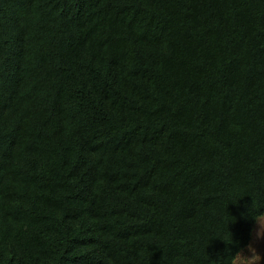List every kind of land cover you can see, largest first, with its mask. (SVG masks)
I'll return each mask as SVG.
<instances>
[{
  "label": "trees",
  "instance_id": "16d2710c",
  "mask_svg": "<svg viewBox=\"0 0 264 264\" xmlns=\"http://www.w3.org/2000/svg\"><path fill=\"white\" fill-rule=\"evenodd\" d=\"M254 212L264 0H0V264H220Z\"/></svg>",
  "mask_w": 264,
  "mask_h": 264
},
{
  "label": "clouds",
  "instance_id": "9594fccd",
  "mask_svg": "<svg viewBox=\"0 0 264 264\" xmlns=\"http://www.w3.org/2000/svg\"><path fill=\"white\" fill-rule=\"evenodd\" d=\"M252 215L253 220L257 225L256 229V237H264V214L262 213H250ZM229 243H232L230 240ZM247 253L243 250L237 251L234 255L231 254L230 249L228 251V255L223 256L220 261V264H259L261 261V256L257 253L256 249L252 247L251 244L247 245Z\"/></svg>",
  "mask_w": 264,
  "mask_h": 264
},
{
  "label": "rangeland",
  "instance_id": "374dc122",
  "mask_svg": "<svg viewBox=\"0 0 264 264\" xmlns=\"http://www.w3.org/2000/svg\"><path fill=\"white\" fill-rule=\"evenodd\" d=\"M256 229H257V225L255 223L252 229L250 244L252 245V247L256 249L257 253L261 256V261L259 262V264H264V237L257 238L255 235ZM243 251L246 254H250L247 253V247Z\"/></svg>",
  "mask_w": 264,
  "mask_h": 264
}]
</instances>
